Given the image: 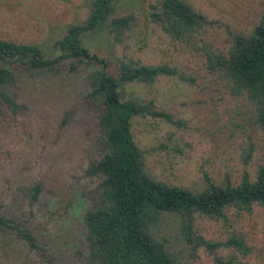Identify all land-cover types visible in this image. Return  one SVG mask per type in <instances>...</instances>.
Returning <instances> with one entry per match:
<instances>
[{"label": "rangeland", "instance_id": "1", "mask_svg": "<svg viewBox=\"0 0 264 264\" xmlns=\"http://www.w3.org/2000/svg\"><path fill=\"white\" fill-rule=\"evenodd\" d=\"M91 1L0 0V38L37 46L51 58L58 54L53 42L65 34L68 25L87 18ZM155 1L111 0L108 19L130 13V27L121 31L117 40L108 34L105 24L80 36L89 52L106 59L109 73H115L119 60L130 59L175 67L186 78L160 77L151 87L136 84L127 88L151 99L157 109L170 114L172 121L180 122L132 119V138L144 154L145 169L155 179L192 190L202 186L204 172L218 183L227 176L234 184L243 171L254 179L257 167L264 165V133L241 100L221 92L216 78L206 69L205 59L207 54H225L234 34H246L258 21L264 0H184L208 22L179 39L166 36L151 20ZM31 80V88L24 95L31 96L24 101L25 108L7 118L8 125L0 123V154L7 164L16 163L2 181L9 178L11 190L18 181L41 182L49 201L41 206L35 221L46 226L58 219L60 222L52 221L49 229L68 232L75 225L72 212L85 204L86 198L79 192L90 196L95 192L96 179L83 172L87 159L97 156L95 124L87 114L79 116L74 110L69 122L59 125L61 108L71 107L78 99L68 93L67 84L62 85L65 77L52 79L48 87L40 83L41 78ZM247 148L250 156L243 162ZM178 228L177 217L164 214L157 230L180 264H216L215 256L234 264H264V208L257 204L249 211L226 208L224 218L194 214L193 233L210 243H221L211 251L203 245L191 249L192 243L185 242ZM231 238L240 239L247 251L224 244ZM66 239V245L73 244L71 238ZM73 248L79 249L77 243ZM28 253L13 261L0 252V264H64L48 249Z\"/></svg>", "mask_w": 264, "mask_h": 264}, {"label": "trees", "instance_id": "2", "mask_svg": "<svg viewBox=\"0 0 264 264\" xmlns=\"http://www.w3.org/2000/svg\"><path fill=\"white\" fill-rule=\"evenodd\" d=\"M110 3L111 0H92L87 18L80 24L68 25L65 34L53 42L58 54L51 58L37 46L0 38V123L8 125L7 118L25 108L24 101L31 97H24L31 88V79L41 78L40 83L48 87L52 79L65 77L62 85L67 84L68 93L78 99L71 107L61 108L59 125H66L75 110L79 116L87 114L96 130L97 156L87 159L83 171L85 176L96 179L95 192L91 196L79 192L86 198L85 204L72 212L76 215L75 225L68 232L49 229L52 221L60 222L58 219L46 226L35 221L41 206H47L48 190H43L39 181H18L11 190L9 178L8 182L2 179L15 169L16 163L7 164L0 154V252L7 253L13 261H18L23 252L30 255L48 249L64 264H180L167 239L158 234L164 214L177 217L180 235L187 244L192 243L191 249L203 245L211 251L221 243H210L193 233L194 214L217 219L224 218L229 207L249 211L257 204L264 208V165L257 167L254 179L243 171L234 184L227 176L221 183L215 182L204 172L202 186L195 190L155 179L147 172L144 154L132 138V119L180 122L172 121L170 114L157 109L151 99L127 88L136 84L151 87L160 77L186 78L175 67L163 63L145 65L130 59L119 60L115 73H109L106 59L89 52L80 36L105 24L108 34L117 40L118 34L130 27V13L108 19ZM151 9V20L174 39L188 37L208 22L184 0H156ZM205 60L221 92L241 100L253 123L264 133V7L246 34L232 36L225 54H207ZM249 156L247 148L243 162ZM67 237L73 244L66 245ZM75 243L78 250L73 248ZM224 244L247 251L238 238ZM213 259L216 264H234L216 256Z\"/></svg>", "mask_w": 264, "mask_h": 264}]
</instances>
